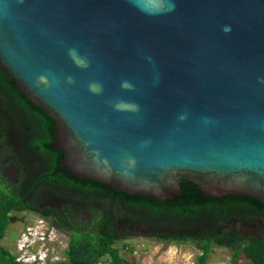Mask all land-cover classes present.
<instances>
[{"label":"water","instance_id":"95a60500","mask_svg":"<svg viewBox=\"0 0 264 264\" xmlns=\"http://www.w3.org/2000/svg\"><path fill=\"white\" fill-rule=\"evenodd\" d=\"M0 69L70 174L264 204V0H0Z\"/></svg>","mask_w":264,"mask_h":264},{"label":"trees","instance_id":"16d2710c","mask_svg":"<svg viewBox=\"0 0 264 264\" xmlns=\"http://www.w3.org/2000/svg\"><path fill=\"white\" fill-rule=\"evenodd\" d=\"M0 87L4 93V108L20 107L42 124L46 138L39 146L42 152L48 154L49 171L39 180L59 181L83 189V193H89L90 198L98 199L106 208L98 231L72 228L64 251L66 259L49 260L47 264H101L103 261V264H136L123 257L121 249L116 246L119 240L134 235L129 227L124 230L121 225L141 226L145 230L143 233L164 241L192 240L201 250L196 264H207L215 246L236 248L232 264L243 252L253 264H264V239L243 237L235 226L243 218L264 221V204L242 195L227 194L222 198L205 196L199 185L186 179L181 182V199L157 200L115 191L95 180L78 178L63 169V154L53 147L54 119L23 95L1 69ZM2 185L0 178V264H22L1 241L12 222L11 211L28 208L29 205L5 192ZM52 215L58 225L69 228V223L58 211H49L44 216L50 220Z\"/></svg>","mask_w":264,"mask_h":264},{"label":"flooded vegetation","instance_id":"af4514ba","mask_svg":"<svg viewBox=\"0 0 264 264\" xmlns=\"http://www.w3.org/2000/svg\"><path fill=\"white\" fill-rule=\"evenodd\" d=\"M3 94V89L0 87V178L2 179V188L8 194L29 205L28 208L11 211V221L18 219V214H30L64 228L58 225L54 215L50 220L45 218L44 215L47 212L55 210L69 223V228H64L69 235L72 228L98 231L100 221L106 213L103 203L96 198H90L89 193H83V189L78 187L62 184L59 181L39 180L43 174L49 171L48 154L42 152L39 146L41 141L46 138L42 124L20 107L17 108L13 105L8 108L9 110L4 108ZM238 221L245 223L249 220L243 218ZM125 227H129L130 230L145 231L137 225L120 226L124 230ZM239 232L243 237L250 238L243 234L242 230Z\"/></svg>","mask_w":264,"mask_h":264},{"label":"rangeland","instance_id":"374dc122","mask_svg":"<svg viewBox=\"0 0 264 264\" xmlns=\"http://www.w3.org/2000/svg\"><path fill=\"white\" fill-rule=\"evenodd\" d=\"M17 217L11 222L1 241L17 258L29 264L36 261L38 255L43 257L44 263L48 260L53 262L66 259L64 251L70 237L68 231L57 225H49L51 223L38 216L18 214ZM235 226L248 237L264 239V221L261 219L254 218L245 223L238 221ZM48 228L49 234H46ZM130 231L134 235L119 240L116 246L121 249L123 257L136 264H196L197 257L201 254L200 247L192 240L164 241L143 233L140 229ZM29 232L32 234L29 235ZM26 240L30 243L29 250H25L28 246H23L29 244ZM235 252V247L215 246L207 264H232ZM103 263L104 261L101 264ZM235 264L253 263L243 252Z\"/></svg>","mask_w":264,"mask_h":264},{"label":"clouds","instance_id":"9594fccd","mask_svg":"<svg viewBox=\"0 0 264 264\" xmlns=\"http://www.w3.org/2000/svg\"><path fill=\"white\" fill-rule=\"evenodd\" d=\"M26 242H28V240H26ZM29 243V242H28ZM23 246H28L25 250H29L30 248V243L28 244V245H23ZM45 256V255H44ZM36 261H34L32 264H43L44 263V259H43V257H41L40 255H38L37 256V258L35 259ZM49 261V260H48ZM47 261V262H48ZM47 262L46 263H44V264H47ZM26 264H29V263H27V262H25Z\"/></svg>","mask_w":264,"mask_h":264},{"label":"built area","instance_id":"2783aa9c","mask_svg":"<svg viewBox=\"0 0 264 264\" xmlns=\"http://www.w3.org/2000/svg\"><path fill=\"white\" fill-rule=\"evenodd\" d=\"M48 230H50V229L48 228L46 231H48ZM30 231H31V230H30ZM47 233L49 234V231L46 232V234H47ZM28 234L31 235L32 232H29ZM25 236H27L26 238H28V235H27V234H25ZM23 245H24V244H23ZM17 261L21 262L22 264H26L24 261H22V259L17 258Z\"/></svg>","mask_w":264,"mask_h":264}]
</instances>
